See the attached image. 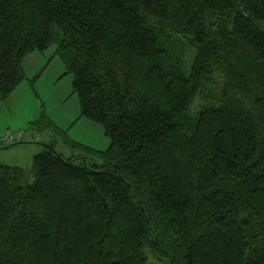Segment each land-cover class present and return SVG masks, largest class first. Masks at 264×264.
<instances>
[{
    "label": "trees",
    "instance_id": "16d2710c",
    "mask_svg": "<svg viewBox=\"0 0 264 264\" xmlns=\"http://www.w3.org/2000/svg\"><path fill=\"white\" fill-rule=\"evenodd\" d=\"M46 50L110 143L0 163V264H264V0H0V99Z\"/></svg>",
    "mask_w": 264,
    "mask_h": 264
},
{
    "label": "rangeland",
    "instance_id": "374dc122",
    "mask_svg": "<svg viewBox=\"0 0 264 264\" xmlns=\"http://www.w3.org/2000/svg\"><path fill=\"white\" fill-rule=\"evenodd\" d=\"M22 65L24 79L9 98L0 99V163L29 170L33 155L50 144L65 156L102 164L79 145L103 151L110 140L100 124L80 115L71 74L59 58L50 50L34 51ZM149 261L162 264L153 257Z\"/></svg>",
    "mask_w": 264,
    "mask_h": 264
},
{
    "label": "built area",
    "instance_id": "2783aa9c",
    "mask_svg": "<svg viewBox=\"0 0 264 264\" xmlns=\"http://www.w3.org/2000/svg\"><path fill=\"white\" fill-rule=\"evenodd\" d=\"M5 138H6V137H5ZM8 138H9V139H13L14 137L9 136Z\"/></svg>",
    "mask_w": 264,
    "mask_h": 264
}]
</instances>
